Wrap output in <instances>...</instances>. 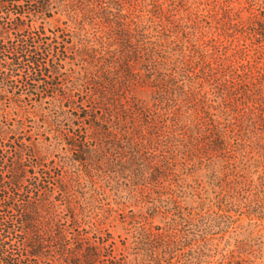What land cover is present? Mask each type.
<instances>
[{
  "label": "trees",
  "instance_id": "trees-1",
  "mask_svg": "<svg viewBox=\"0 0 264 264\" xmlns=\"http://www.w3.org/2000/svg\"><path fill=\"white\" fill-rule=\"evenodd\" d=\"M263 202L264 0H0V264H261Z\"/></svg>",
  "mask_w": 264,
  "mask_h": 264
},
{
  "label": "rangeland",
  "instance_id": "rangeland-1",
  "mask_svg": "<svg viewBox=\"0 0 264 264\" xmlns=\"http://www.w3.org/2000/svg\"><path fill=\"white\" fill-rule=\"evenodd\" d=\"M54 18H56V16ZM56 24H59V23H57L55 20L50 19L48 21L47 25L50 26V27H53ZM257 214H258V217L260 219H253L250 222L251 223L252 222H256V224L259 223V227L258 228L260 229V231H259L260 238L258 240V238H257L258 235L255 236L254 233L251 235V237L256 239L255 242H253L254 243V248H257L258 242L261 241L260 243L262 244V246H261L260 249H261V257H262L261 260L262 261H260V262H261V264H264V202H263L261 208L258 210ZM242 220H243V223H247L248 222V219L246 217H244ZM114 231H115V233H121L120 230H114ZM243 235H244V237L247 236V232L244 233Z\"/></svg>",
  "mask_w": 264,
  "mask_h": 264
}]
</instances>
